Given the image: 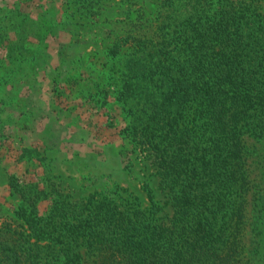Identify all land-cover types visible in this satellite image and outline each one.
Masks as SVG:
<instances>
[{"label": "trees", "instance_id": "obj_1", "mask_svg": "<svg viewBox=\"0 0 264 264\" xmlns=\"http://www.w3.org/2000/svg\"><path fill=\"white\" fill-rule=\"evenodd\" d=\"M258 9L255 0H163L158 39L135 43L117 97H134L144 83L131 134L150 150L163 203L148 182L142 207L116 189L49 198L42 178L11 179L21 202L18 221L0 224V264L263 261L264 195L251 223L259 237L246 241L252 184L243 138L264 132Z\"/></svg>", "mask_w": 264, "mask_h": 264}, {"label": "rangeland", "instance_id": "obj_2", "mask_svg": "<svg viewBox=\"0 0 264 264\" xmlns=\"http://www.w3.org/2000/svg\"><path fill=\"white\" fill-rule=\"evenodd\" d=\"M162 3L0 0V224L18 221L14 209L21 197L11 188L14 178L22 184L42 178L49 198L61 192L84 199L116 189L142 207L148 205V182L163 203L150 150L131 134L144 101L138 98L143 79L135 85L137 95L117 98L135 43L158 39ZM255 3L264 20V0ZM243 138L252 184L250 242L259 237L251 223L264 195V132ZM245 259L243 264H264L255 255Z\"/></svg>", "mask_w": 264, "mask_h": 264}]
</instances>
